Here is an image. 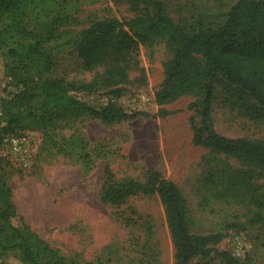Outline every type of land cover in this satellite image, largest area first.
Returning a JSON list of instances; mask_svg holds the SVG:
<instances>
[{"label": "rangeland", "instance_id": "374dc122", "mask_svg": "<svg viewBox=\"0 0 264 264\" xmlns=\"http://www.w3.org/2000/svg\"><path fill=\"white\" fill-rule=\"evenodd\" d=\"M163 1L178 18L199 14L207 0ZM210 1L214 7L221 0ZM233 1L221 4L227 7ZM56 12L61 17L50 42L56 60L45 76L76 84L90 81L103 68L90 67L65 44L66 34L77 36L98 19L124 20L134 15L122 0H59ZM40 17L32 16L28 27L51 23L50 17ZM172 52L161 39L141 44L138 64L130 70L118 98L104 89L74 92L97 108L111 97L127 111L154 113L159 108L154 94L164 77L163 62ZM4 62L0 50V101L21 87L16 78L4 74ZM198 96L187 93L165 104L176 110L166 116L141 115L105 124L80 115L54 120L44 128H17L0 143L18 214L14 223L29 225L74 264H175V246L158 195L138 193L120 204L100 199L106 167L117 177L138 179L153 167L181 189L192 217V233H221V240L212 246L251 264H264V168L194 145L190 116L196 120L198 116L187 104ZM240 96L227 82H214L215 129L229 137L264 140V114L248 115L239 105Z\"/></svg>", "mask_w": 264, "mask_h": 264}, {"label": "trees", "instance_id": "16d2710c", "mask_svg": "<svg viewBox=\"0 0 264 264\" xmlns=\"http://www.w3.org/2000/svg\"><path fill=\"white\" fill-rule=\"evenodd\" d=\"M57 1V2H56ZM59 0H0V50L5 56V75L16 78L20 89L0 101V143L17 128H44L54 120L90 115L105 124L136 116H166L176 110L164 107L187 93L199 96L187 104L194 145L237 156L264 168V140L229 137L218 132L211 119L214 82L225 81L238 91L239 105L248 115L264 114V0H234L227 7L203 1L199 14L174 17L163 0H122L134 15L128 19L93 21L77 36L66 34L64 42L90 66H102L90 81L69 82L63 77H46L56 56L50 42L61 14ZM216 1V0H215ZM56 2V4H55ZM66 14L67 9L63 10ZM43 26L28 27L32 16ZM163 40L172 56L163 62V80L154 94L156 112L127 111L118 98L129 72L137 64L141 44ZM107 90L111 97L95 107L74 90ZM100 199L120 204L129 196L156 194L164 207L175 246V264H251L212 246L221 233L191 232L192 217L186 198L172 179L150 167L143 179L117 177L105 168ZM16 206L0 156V264H74V260L51 246L25 223L16 224ZM260 219V218H259ZM261 220V219H260ZM84 264H95L87 261Z\"/></svg>", "mask_w": 264, "mask_h": 264}]
</instances>
